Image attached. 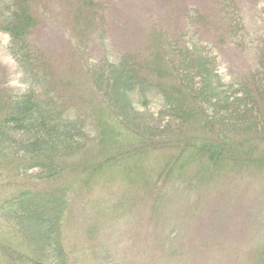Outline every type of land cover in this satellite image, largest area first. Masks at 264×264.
Returning a JSON list of instances; mask_svg holds the SVG:
<instances>
[{"label":"trees","instance_id":"trees-1","mask_svg":"<svg viewBox=\"0 0 264 264\" xmlns=\"http://www.w3.org/2000/svg\"><path fill=\"white\" fill-rule=\"evenodd\" d=\"M62 1L76 47L84 44L74 49L80 70L37 41L52 3ZM256 6L264 26V0ZM108 8L107 0H0L9 55L31 79L24 90L0 86V264L91 259L99 219L84 227L77 251L67 230L70 206L85 196L91 202L95 187L93 196H109L122 180L150 195L156 208L166 181L191 188L230 173L264 174V33L250 37L239 2L215 0L211 16L186 6L177 31L154 25L142 48L94 60L86 46L94 27L103 34ZM204 33L212 43L195 37ZM228 42L255 50V66L244 76L223 74L218 48ZM152 158L153 177L142 167ZM223 163L229 167L222 174ZM31 209L33 221L21 213ZM260 247L254 257L264 264Z\"/></svg>","mask_w":264,"mask_h":264},{"label":"rangeland","instance_id":"rangeland-1","mask_svg":"<svg viewBox=\"0 0 264 264\" xmlns=\"http://www.w3.org/2000/svg\"><path fill=\"white\" fill-rule=\"evenodd\" d=\"M107 1L109 8L105 30L100 35L94 27L92 30L96 33L92 34L86 46L87 57L94 60L104 55L117 59L126 50L142 48L148 43L149 30L154 25L166 30L177 27V31L178 24L184 23L181 13L186 6L209 12L211 16V7L215 2ZM237 1L245 16L250 37L264 33L256 6L263 0ZM65 5L63 1L52 3L54 11L38 29L37 41L43 49L53 54L51 57L80 70L74 49H78L80 43L84 44L78 41V46L75 45V26L65 20L70 11L69 8L65 9ZM195 37H203L211 43L214 39L210 33ZM7 45L8 36L0 32V86L24 90L31 79L9 55ZM218 51L226 79L244 76L255 66V50L251 47L242 50L228 42ZM148 95L157 100L155 92L150 91ZM154 104L160 106L157 101ZM159 154L165 157L164 153ZM159 154L154 155L157 157ZM154 158L148 162L142 160V167L148 169L151 177L152 169L156 166ZM228 167L223 163L218 170L223 174ZM113 173L121 175L117 167L113 168ZM230 174L229 179L218 181V178H214L212 182L196 183V187L191 188L178 180L166 181L161 188L160 205L156 208H153L150 195L142 196L135 185H127L122 180H117L112 186L114 193L109 196H93L100 193V188L95 187L89 193L93 197L89 198L91 202L86 201L85 196L77 198L70 206L74 216L67 230L69 246L77 251L79 245H84V227L92 217H96L101 223L100 235L92 249L91 259L86 257L87 261L83 264H259L258 257L254 255L260 252V246L264 244V174ZM134 179L138 180V176ZM123 196L129 203L122 205L119 200ZM92 202L96 210L90 204ZM78 208H85L86 212ZM32 210L21 213L33 221Z\"/></svg>","mask_w":264,"mask_h":264}]
</instances>
